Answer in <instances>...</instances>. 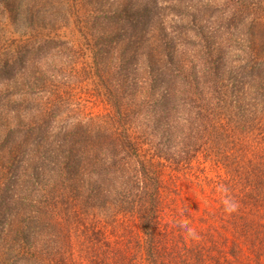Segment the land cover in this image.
<instances>
[{
  "label": "trees",
  "instance_id": "trees-1",
  "mask_svg": "<svg viewBox=\"0 0 264 264\" xmlns=\"http://www.w3.org/2000/svg\"><path fill=\"white\" fill-rule=\"evenodd\" d=\"M226 3L198 50L154 26L148 45L118 47L131 57L115 73L105 49L111 112L52 127V141L0 138V264H74V238L79 256L97 257L119 214L162 250L178 182L216 196L237 237L264 256V0Z\"/></svg>",
  "mask_w": 264,
  "mask_h": 264
},
{
  "label": "rangeland",
  "instance_id": "rangeland-1",
  "mask_svg": "<svg viewBox=\"0 0 264 264\" xmlns=\"http://www.w3.org/2000/svg\"><path fill=\"white\" fill-rule=\"evenodd\" d=\"M227 5L226 0H0V138L52 141V127L84 125L89 116L111 112L103 101L109 96L102 75L105 49L115 73L116 63L125 66L131 57V49L118 47L148 45L154 26L176 35V44L198 50L213 41ZM176 189L165 199L162 250L161 244L152 250L140 222L119 214L117 224H108L97 257L79 256L83 252L72 240L74 264H264V256L257 257L220 213L216 196L189 182H178ZM181 225L195 229L199 239L181 236L174 230ZM234 242L239 249L232 254Z\"/></svg>",
  "mask_w": 264,
  "mask_h": 264
},
{
  "label": "clouds",
  "instance_id": "clouds-1",
  "mask_svg": "<svg viewBox=\"0 0 264 264\" xmlns=\"http://www.w3.org/2000/svg\"><path fill=\"white\" fill-rule=\"evenodd\" d=\"M236 204L235 203H230L226 207V211L228 212H233L236 210ZM177 231L181 236H184L185 238H191V239H199V236L195 229L187 226V225H181L177 228L174 229Z\"/></svg>",
  "mask_w": 264,
  "mask_h": 264
}]
</instances>
